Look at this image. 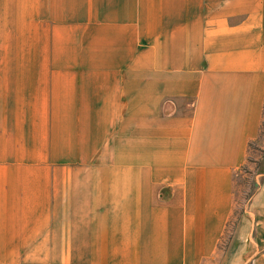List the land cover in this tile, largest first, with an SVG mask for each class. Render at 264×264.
Here are the masks:
<instances>
[{"label":"crops","instance_id":"1","mask_svg":"<svg viewBox=\"0 0 264 264\" xmlns=\"http://www.w3.org/2000/svg\"><path fill=\"white\" fill-rule=\"evenodd\" d=\"M83 14L7 59L0 264H264V176L221 246L263 122L264 0Z\"/></svg>","mask_w":264,"mask_h":264},{"label":"rangeland","instance_id":"2","mask_svg":"<svg viewBox=\"0 0 264 264\" xmlns=\"http://www.w3.org/2000/svg\"><path fill=\"white\" fill-rule=\"evenodd\" d=\"M100 0H0V164L4 154V118L7 112V59L35 55L42 44L69 33L75 25L91 22L84 9ZM79 13V14H76ZM174 19L175 17H171ZM36 51V52H35ZM264 176V110L261 131L248 148L244 164L235 171V208L221 241L226 248L233 239L246 204Z\"/></svg>","mask_w":264,"mask_h":264}]
</instances>
